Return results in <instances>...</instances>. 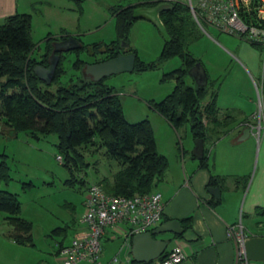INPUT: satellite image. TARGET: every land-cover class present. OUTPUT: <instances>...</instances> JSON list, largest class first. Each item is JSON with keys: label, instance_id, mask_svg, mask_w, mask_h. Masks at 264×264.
<instances>
[{"label": "trees", "instance_id": "16d2710c", "mask_svg": "<svg viewBox=\"0 0 264 264\" xmlns=\"http://www.w3.org/2000/svg\"><path fill=\"white\" fill-rule=\"evenodd\" d=\"M80 1V0H78ZM162 0L142 1L144 5H155ZM170 8H162L159 17L168 33L158 56L150 61L138 57L135 49L129 45L130 27L138 18L134 8L138 3L128 5L114 4L110 12L116 18L117 36L109 42L83 43L78 35L69 32L61 34V39L73 36L80 46L68 51L87 50L95 54L100 49L102 54L91 61L76 58L73 67L83 69L88 62L104 60L119 53H135L133 71H145L157 68L163 61L178 56L181 64L166 71L162 79H173L172 91L162 99L151 100L152 108L165 117L176 129L189 123L193 138H202L203 154L199 165L210 169L208 150L205 141H215L228 131V126L239 120L240 114L227 109L222 111L217 106V91L214 81L201 59L195 56L188 44L201 36L202 31L192 17L186 2L171 0ZM81 10V4L78 3ZM32 15L30 12H14L7 15L0 23V125L10 127L15 134L26 130L36 138L55 133L56 146L62 164L71 172L77 170L84 161L82 148L95 144L104 148L103 153L118 164V169L111 176H103L97 182L106 191L125 196L146 193L155 190L158 181L165 175L168 157L157 148L156 137L149 119L128 121L122 110L121 102L113 85L105 82V77L93 80L77 75L63 80L66 73L63 66L64 51L56 66L54 77L49 84L42 81L34 72L36 64L48 65V56L55 35L47 34L43 40V52L33 55L36 43L31 38ZM123 43V44H121ZM200 63L206 70L207 82H188L190 69ZM54 84V88L50 86ZM242 124L248 122L243 118ZM183 151V149H182ZM7 156L6 153H1ZM12 179L10 166L6 158L0 159V180L8 183ZM234 182L245 187L248 175H233ZM226 176L210 172L207 185L225 187ZM81 181H83L81 179ZM215 206L219 199L209 200ZM0 211L6 212L4 219L12 226L7 236L18 244H33L32 222L20 215L21 201L17 193L0 188ZM254 215L264 216V204L254 208ZM163 218V217H162ZM168 219L167 217L163 220ZM184 229L192 228V217L179 218ZM67 225L60 226L66 230ZM58 228V229H59ZM179 236V235H175ZM63 240L58 243L59 248Z\"/></svg>", "mask_w": 264, "mask_h": 264}, {"label": "rangeland", "instance_id": "374dc122", "mask_svg": "<svg viewBox=\"0 0 264 264\" xmlns=\"http://www.w3.org/2000/svg\"><path fill=\"white\" fill-rule=\"evenodd\" d=\"M142 1L145 0H82V9H77L76 18L64 15L61 9L53 10L52 15L46 17L34 12L31 18V38L36 43L33 55L39 56L43 52V40L48 33L56 34L57 42L63 44H68V41L61 40V34L66 32L77 34L89 46L94 42H109L117 36L116 18L110 12L111 5L135 2L138 3L134 8L138 18L130 27L129 45L140 59L153 60L158 56L168 33L159 18L157 6L139 3ZM1 22L3 19H0ZM203 27L206 30L199 27L201 36L190 41L188 49L206 67L209 78L214 81L212 88L220 94L233 89V103L252 96L254 104L256 102L259 106V101L263 100L258 99L252 78L249 77L250 85L247 86L238 65L249 69L253 65L259 71L262 60L260 48L238 35L205 25ZM89 49L92 51V46ZM95 52L64 51L63 66L67 71L62 79L84 74L82 68L77 69L72 65L76 54L91 61L102 55L100 49ZM180 64L179 57L173 56L154 69L122 71L105 77V82L113 85L119 96L125 118L131 122L149 119L158 150L167 153L168 157H172V152L180 155L181 145L185 147V154H189L196 141L188 122L176 129L150 104L151 100L158 101L173 90L174 80H164L162 76ZM253 78L257 79L255 73ZM187 79L193 84L197 82L193 75ZM54 87V84L50 86L51 89ZM56 142L55 133L36 138L26 130H20L17 134L7 126H2L0 130V159L6 158L12 176L8 183L0 180V188L17 193L21 201L20 215L32 222L33 236V244H18L7 234L4 235L12 226L5 222L6 212L0 211V264H61L56 249L60 240L68 243L72 238L74 222L83 212L86 187L103 176H111L119 167L116 160L103 153L104 148L95 149L96 145L92 144L89 148H82L86 163L70 172L58 158L60 153ZM210 146V141H205L207 150ZM3 152L7 156L2 155ZM65 225L66 230L59 228Z\"/></svg>", "mask_w": 264, "mask_h": 264}, {"label": "crops", "instance_id": "0c3cea01", "mask_svg": "<svg viewBox=\"0 0 264 264\" xmlns=\"http://www.w3.org/2000/svg\"><path fill=\"white\" fill-rule=\"evenodd\" d=\"M81 1L0 0V19H4L14 12H30L31 15L36 12L46 17L52 15L53 10L57 9H61L64 15L69 14V17L73 18L76 16L78 3L81 4L82 9ZM162 1L169 2L171 0ZM180 1L188 4V1ZM132 3L135 2L128 4ZM60 27L65 26L61 25ZM238 70L246 79L247 86L250 85L249 77L252 78L258 99L264 101V79L262 73H259L261 68L258 71L253 65L251 69L238 65ZM253 73L256 74L257 79L253 78ZM223 92V94L217 93V106L222 111L229 109L240 114L239 120L246 117L249 121L244 122V124L239 120L231 123L225 134L213 142L210 141L211 146L208 149L210 169L199 165V158L194 155L193 150H190L189 154H185L183 145H181L183 151L180 155L172 152L170 153L172 157H168L169 155L167 156L166 153L169 164L165 175L155 186V190L161 193L163 218L179 219L189 215L192 217V228L190 229L193 232V237L191 240H184L181 236H175L170 232L155 234L157 238H170L163 252L174 244L175 239L182 241L185 258L180 264H234L235 246L226 235V226L230 224L240 221L248 234H264V216L254 215V208L264 204V127L262 126L257 130L256 125H254L256 118L253 117L254 113L259 111L264 113V110L258 109L259 106L256 102L254 104L252 96H249L250 99L241 98L239 103H233V89ZM247 123L251 126L250 132L241 138L240 135ZM161 152L165 153L164 151ZM210 172L226 176L224 188H220L218 185H209L219 188L218 198L208 190L207 182ZM244 174L248 175V180L243 188L234 182L233 175ZM217 199L219 202L215 206L208 202ZM77 222H74L72 237L84 230V224L79 220ZM160 222L151 229H155ZM11 229L5 231L4 235ZM119 230H112L107 227L101 240L100 255L103 261L109 259L113 254L124 256L129 253L132 255V241L130 240L129 246L124 245L121 229ZM115 233L116 235H114ZM120 238L121 240L117 242V239ZM258 257L257 255V258L249 259L248 264H263L262 259ZM74 264L91 263L85 260Z\"/></svg>", "mask_w": 264, "mask_h": 264}, {"label": "built area", "instance_id": "2783aa9c", "mask_svg": "<svg viewBox=\"0 0 264 264\" xmlns=\"http://www.w3.org/2000/svg\"><path fill=\"white\" fill-rule=\"evenodd\" d=\"M192 17L198 26L242 37L257 45L262 53L261 73L264 79V0H188ZM264 86V83H263ZM259 110H264V101H259ZM257 130L264 127V113L253 114ZM61 160V156L58 155ZM83 212L79 221L84 230L75 234L56 252L61 264L88 261L91 264H180L185 258L182 241L174 244L148 263L135 261L129 253L113 254L101 259V240L107 227L121 229L123 243L129 246L132 236L151 229L161 221L163 201L161 193L153 190L130 196L113 194L99 182L90 183L85 190ZM123 226V227H121ZM226 235L235 246L234 264H248L245 247L247 232L239 221L226 226Z\"/></svg>", "mask_w": 264, "mask_h": 264}, {"label": "water", "instance_id": "95a60500", "mask_svg": "<svg viewBox=\"0 0 264 264\" xmlns=\"http://www.w3.org/2000/svg\"><path fill=\"white\" fill-rule=\"evenodd\" d=\"M154 6H157V12L159 15V11L162 8H170L171 4L169 2L161 1L155 4ZM134 13L136 14L135 9H134ZM61 40L68 41V44L57 42V40L54 42L53 49L50 55L48 56L47 66H44L39 63L34 66V72L46 84H49L54 77L56 66L60 59V52L71 50L80 46V42L73 36H68L67 38ZM134 65H135V53L133 52L119 53L116 56L104 60L88 62L84 65L83 71L85 76L90 77L93 80H98L104 76L111 75L114 73H119L122 71H132L134 69ZM195 68H197L200 72L201 75L200 79H198L193 74ZM190 75H193L198 83L207 82L206 70L200 63H196L194 66H192V68L190 69ZM250 129L251 126L249 123H247V125L243 128L240 137L243 138L246 135H248ZM0 130H1V126H0ZM203 149H204L203 139L196 138L193 149L194 155L200 158L203 154ZM208 190L215 197L217 198L219 197L220 191L218 187L209 186ZM164 232H170L173 233L174 235H179L184 240H191L193 237L192 230L184 229L179 219L172 218L166 221H162L157 225L155 229H149L143 232H139L132 236L131 252L133 259L138 262L148 263L154 258L161 255L166 245L168 244L170 238L167 239L157 238L155 237V234L164 233ZM245 247H246L248 259L257 258L258 255L259 256L258 258H261L264 264V234H256V233L248 234L245 240Z\"/></svg>", "mask_w": 264, "mask_h": 264}, {"label": "flooded vegetation", "instance_id": "af4514ba", "mask_svg": "<svg viewBox=\"0 0 264 264\" xmlns=\"http://www.w3.org/2000/svg\"><path fill=\"white\" fill-rule=\"evenodd\" d=\"M193 74L198 78L200 79L201 78V75H200V72L197 68H195V70L193 71Z\"/></svg>", "mask_w": 264, "mask_h": 264}, {"label": "clouds", "instance_id": "9594fccd", "mask_svg": "<svg viewBox=\"0 0 264 264\" xmlns=\"http://www.w3.org/2000/svg\"><path fill=\"white\" fill-rule=\"evenodd\" d=\"M248 234V233H247Z\"/></svg>", "mask_w": 264, "mask_h": 264}]
</instances>
